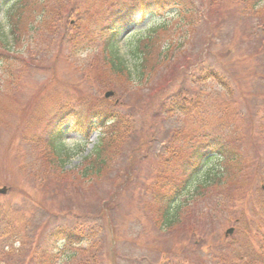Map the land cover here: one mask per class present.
I'll return each mask as SVG.
<instances>
[{"label":"rangeland","instance_id":"rangeland-1","mask_svg":"<svg viewBox=\"0 0 264 264\" xmlns=\"http://www.w3.org/2000/svg\"><path fill=\"white\" fill-rule=\"evenodd\" d=\"M87 1L97 9L107 7L106 3L113 10L122 5L121 0ZM122 1L126 6L144 7L156 0ZM190 1L199 6L202 0ZM19 2H3L1 21L6 32L7 14ZM44 3L49 9L57 6L54 0ZM172 4L174 1L166 6L165 14L140 18L130 26L120 38L121 51L127 53V34L135 30L144 34L150 25L172 17L180 9ZM35 9L39 14L43 7L38 4ZM218 9V16L204 19L202 31L193 38L197 49L192 51V58L194 61L197 50L203 48L201 43L207 37L208 26L217 22L222 31L209 60L217 68L223 66L221 73L225 74L228 87L211 78L191 86V94L204 100L207 112L204 121L200 124L192 117H178L167 126L158 127L159 134L147 154H142L136 168L130 169L124 178L116 170L111 178L82 181L70 175L65 179L50 170L49 139L59 118L64 124V144L74 152L67 169L81 165L98 143L102 130L91 133L81 130L79 125L90 121L99 98L104 99L108 89L101 93L98 82L101 75L91 64L98 50H92V42L83 49L82 38L79 35L77 40L72 32L77 27H69L61 39L52 33L42 36L41 32L33 39L23 34L22 42L13 48L16 58L9 59L8 71L0 63V189L8 188L6 194H0V264H34L31 262L34 253L43 259L48 252L41 250L48 246L44 242L59 227L71 230L78 238V246H91L93 229H99L104 221L101 214H98L101 219L96 216L102 204L110 207L122 247L119 256L128 261L123 260L124 264H264V0H222ZM82 17L69 18L70 25H79L78 34L87 27L82 26ZM31 20L24 15L21 31L33 35ZM84 20L86 25L91 24L93 15L85 16ZM88 36L90 39L94 35ZM43 43L49 45L48 52L40 50ZM221 53L226 55L224 59H219ZM170 70L156 74L153 84L166 86L164 80L167 74L171 78ZM177 88L176 83L167 87L171 93ZM141 90L131 89L129 99L144 102ZM218 103H223L221 112L215 108ZM105 106L111 107L109 103ZM119 109L123 114L130 113L128 105ZM226 112L230 116L221 132ZM238 112L243 116H237ZM131 115L136 133L157 128L144 110ZM198 126L209 131L211 137L219 134L214 137H219L221 144L226 143L227 149L213 146L200 171L191 178H183L184 190L175 201L181 207L180 218L173 226L163 227L153 215L150 203L151 187L164 164L161 147L167 141L168 129L183 127L191 137ZM182 140L179 137L177 142ZM226 151L232 161L226 160ZM130 154L126 148L123 171ZM222 169L226 178L223 185L202 188L208 185L209 173ZM6 221H9L7 229ZM34 226H38L37 231ZM232 227L234 233L226 237L227 229ZM107 239L110 245L111 233ZM37 247L39 251L35 252ZM19 250L24 251L22 257L11 253ZM67 257L55 253L51 264L75 262V259L66 262ZM104 263L113 264L108 257Z\"/></svg>","mask_w":264,"mask_h":264},{"label":"trees","instance_id":"trees-1","mask_svg":"<svg viewBox=\"0 0 264 264\" xmlns=\"http://www.w3.org/2000/svg\"><path fill=\"white\" fill-rule=\"evenodd\" d=\"M44 1L20 0L15 9L10 10L7 14L8 32L5 31L4 24L0 19V63H3L8 71L9 59L16 58L12 54L13 48L15 49V46L22 42L23 34L33 39L39 37L38 34L41 32L42 36L52 33V36L56 38L60 36L61 39L64 34L68 33L69 27H77L72 29V32L77 40L79 35L82 38L83 49L88 48L89 42H92L94 44L92 50H98L96 56L92 57L91 64L101 75L98 81L101 93L103 94L106 89L115 91L113 98H99V103L93 110L90 121L84 126L81 123L79 125L81 130L84 129L91 133L100 129L102 135L99 142L83 158V163L77 168L66 169L74 152L64 144L62 118L58 119L56 126L51 130L49 139V150L51 151L47 154V157H52L50 170L65 179L69 175L82 181L106 176L111 178L116 170H119L121 178H124L127 172L129 174L130 169L136 168L142 154H147L148 148L156 135L159 134L158 127L167 126L172 119L178 117L185 119L192 117L200 124L204 121L207 113L204 109V100L191 94V86H197L211 78L217 80L222 86L228 87L226 76L221 73L223 66L217 68L213 66L212 60H209V58H213V46L222 31L217 22L213 26H208L207 37L201 43L203 48L197 50L194 61L192 58V51L197 49L196 42H192L193 38L195 39L202 31L204 19L209 20L210 17L218 16L220 13L218 4L222 0H202L199 6L194 5L190 0H156L144 7L126 6L121 0L122 5L115 10L108 3H106L107 7L97 9L87 0H54L57 6L53 5L49 9ZM171 1H174L172 6L177 5L180 9L172 17L164 18L162 21L150 25L144 34L135 30L126 35L127 53H123L119 46L123 33L130 26L139 22L140 18L144 20L149 15L165 14V8ZM3 2L4 0H0V15ZM38 4H41L43 9L42 12L36 14L35 6ZM24 15L32 18L30 31L33 35L30 32L21 31ZM83 15H93L91 24L87 23L86 25ZM73 16H83L81 18L82 26H87L79 34V25H70L69 22V18ZM90 34L94 36L89 39L88 35ZM40 50L48 52L49 45L43 43ZM219 55V59H224L226 56L224 53ZM163 70H167V72L170 70L172 74L169 79L168 74L165 77L164 81H167V85H154L153 80L156 74ZM174 83L178 88L174 93H171L167 87ZM133 88L142 89L141 92L145 97L144 102H132L129 99L128 93ZM108 103L111 107L105 106ZM222 104H215L217 111L221 112ZM123 105L129 106V114L121 113L119 107ZM140 110H144L150 123L157 128L150 127L136 133L135 121L131 114ZM225 115L227 119L221 123V132L226 129L225 125H227L230 113L226 112ZM237 116L241 117L243 114L238 112ZM167 131V137L169 134L171 136L166 137L167 141L161 147L164 149L162 154L165 155L163 169L158 172L150 190L153 215L163 227L173 226L180 218L181 207L179 208L175 201L180 192L184 190L181 187L183 178H191L200 171V167L214 150L213 146L223 147V150L227 149L226 143L223 145L219 137H214L220 136L219 134H212L211 137L209 131L199 126L193 131L191 137L183 127H172ZM148 132H152L154 136ZM179 137L183 139L182 143L177 142ZM135 142L137 143L135 144ZM126 148L130 149L131 154L127 155L129 160L125 171H123L121 167L124 166L122 162ZM143 149L144 151L140 153ZM189 152L191 155H188ZM225 153L226 160L232 161L233 158L229 151ZM223 174V171L212 174L214 177L208 174L206 180L209 184L202 188L212 189L223 185L226 182ZM198 191L199 189L195 193ZM4 226L6 229L9 228V221H6ZM34 227L33 229L37 231L38 226ZM93 231L95 233L92 232L94 234L92 245L81 247L78 246V238L74 237L71 230L63 227L56 228L49 233L47 241L44 242L48 244L47 248L41 249L48 250L43 255V259L34 253L31 262L47 264L50 261L51 264L55 253L68 256L65 258L66 262L75 259L73 264H95L97 262L106 264L104 263L106 257L113 264H124L122 261H127L124 257L119 256L122 247L117 240L116 232V245L111 248L106 245L104 233L103 242L101 240L104 225H101L99 229H93ZM37 251H39V247L36 248L35 252ZM23 252V250H19L11 253L22 257Z\"/></svg>","mask_w":264,"mask_h":264},{"label":"water","instance_id":"water-1","mask_svg":"<svg viewBox=\"0 0 264 264\" xmlns=\"http://www.w3.org/2000/svg\"><path fill=\"white\" fill-rule=\"evenodd\" d=\"M113 94H114L113 91H109V92L106 93V97H110V96H112ZM6 191H7V189L4 188V189H1V190H0V193H6ZM233 230H234V229H229V230L227 231V234H229V233H233Z\"/></svg>","mask_w":264,"mask_h":264}]
</instances>
